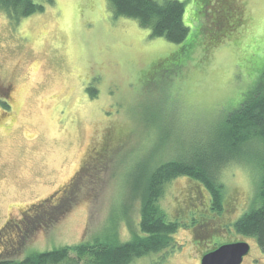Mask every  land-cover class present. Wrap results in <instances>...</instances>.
Segmentation results:
<instances>
[{
  "label": "rangeland",
  "instance_id": "374dc122",
  "mask_svg": "<svg viewBox=\"0 0 264 264\" xmlns=\"http://www.w3.org/2000/svg\"><path fill=\"white\" fill-rule=\"evenodd\" d=\"M35 1L44 10L19 22L0 10V84L13 82L16 91L13 111L0 110V230L71 183L104 142L113 144L67 214L14 248L0 246L12 259L139 235L135 187L147 170L205 143L264 75V0H180L187 39L196 43L170 62L162 61L185 42L152 37L136 19L116 16L108 0ZM248 154L221 170L228 205L219 217L206 211L218 235L197 236L195 211L205 212L207 193L180 176L160 202L182 223L173 247L131 264H201L213 246L239 240L252 247L242 264H264L255 238L223 225L257 198L258 156Z\"/></svg>",
  "mask_w": 264,
  "mask_h": 264
},
{
  "label": "trees",
  "instance_id": "16d2710c",
  "mask_svg": "<svg viewBox=\"0 0 264 264\" xmlns=\"http://www.w3.org/2000/svg\"><path fill=\"white\" fill-rule=\"evenodd\" d=\"M108 2L116 16L136 19L141 26L150 29L152 37H163L177 44L185 42L177 53L162 62L174 61L187 47L196 43L193 39H187L190 28L185 22V3L180 0H108ZM0 10L5 11L11 20L19 22L31 14L43 11L44 5L35 0H0ZM88 89L94 90L93 87ZM120 138L119 134L108 139L116 142ZM112 144L104 142L102 152L93 156L60 193L29 207L20 220L8 221L0 230V246L4 249L14 248L18 242L30 238L31 234L38 230L50 227L67 214L78 194L83 187H86V181H91L98 164H101L102 154L108 152V146ZM252 150L257 153L260 170L257 198L248 212L234 222H225L223 225L225 229L228 227L243 236L255 238L264 253L263 75L257 81L256 87L244 95L237 108L230 111L213 127L205 143L195 146L187 156L178 155L157 165L152 164L147 170L142 183L135 187L141 201L139 235L127 241H118L110 235L99 236L93 241L30 253L23 259L0 256V264H62L64 262L66 264H131L136 258L167 250L173 247L175 243L173 235L182 223L178 219H171L160 202L166 184L180 176L194 180L201 187L197 188L198 194L207 193L203 202L205 212L196 207L198 211L195 212L198 214L192 228L198 230L200 227V232L197 234L199 238L211 239L213 235H218L219 227L209 224L206 211L218 213L219 217L228 205L225 185L220 176L221 170L227 164L250 155L248 153ZM219 245L213 246L211 250Z\"/></svg>",
  "mask_w": 264,
  "mask_h": 264
},
{
  "label": "water",
  "instance_id": "95a60500",
  "mask_svg": "<svg viewBox=\"0 0 264 264\" xmlns=\"http://www.w3.org/2000/svg\"><path fill=\"white\" fill-rule=\"evenodd\" d=\"M251 248L245 240L226 242L205 253L201 264H242Z\"/></svg>",
  "mask_w": 264,
  "mask_h": 264
},
{
  "label": "flooded vegetation",
  "instance_id": "af4514ba",
  "mask_svg": "<svg viewBox=\"0 0 264 264\" xmlns=\"http://www.w3.org/2000/svg\"><path fill=\"white\" fill-rule=\"evenodd\" d=\"M225 15H227V14L225 13ZM15 92H16L15 91V85L13 82H10L8 84H0V110L5 111L6 113H11L13 111V102H14V98H15V96H14ZM60 192L58 191V193H60ZM56 194L57 193H54L53 195H56ZM41 201H43V200H41ZM41 201H39V202H41ZM39 202H37L35 204H38ZM35 204H33V205H35ZM33 205H31V206H33ZM26 210H24V213Z\"/></svg>",
  "mask_w": 264,
  "mask_h": 264
}]
</instances>
